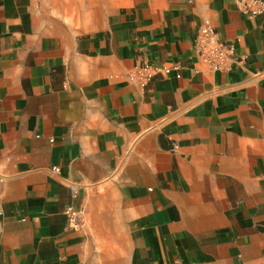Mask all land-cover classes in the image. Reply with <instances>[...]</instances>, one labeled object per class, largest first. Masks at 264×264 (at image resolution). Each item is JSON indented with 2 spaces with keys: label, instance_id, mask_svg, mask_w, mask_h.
<instances>
[{
  "label": "crops",
  "instance_id": "1",
  "mask_svg": "<svg viewBox=\"0 0 264 264\" xmlns=\"http://www.w3.org/2000/svg\"><path fill=\"white\" fill-rule=\"evenodd\" d=\"M205 20L226 69L196 51ZM0 264H264V16L0 0Z\"/></svg>",
  "mask_w": 264,
  "mask_h": 264
},
{
  "label": "built area",
  "instance_id": "2",
  "mask_svg": "<svg viewBox=\"0 0 264 264\" xmlns=\"http://www.w3.org/2000/svg\"><path fill=\"white\" fill-rule=\"evenodd\" d=\"M242 11L249 17L264 16V0H238ZM196 51L210 71L223 70L229 67L235 59L233 44L223 41L209 20H205L199 28L195 40ZM166 72L171 69L167 68ZM156 68L149 65H137L130 73V78L141 86H146L156 74ZM66 213L71 228L80 229L82 226L80 212L68 208Z\"/></svg>",
  "mask_w": 264,
  "mask_h": 264
}]
</instances>
